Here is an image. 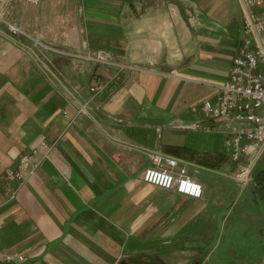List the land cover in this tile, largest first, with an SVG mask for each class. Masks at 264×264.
I'll use <instances>...</instances> for the list:
<instances>
[{
	"label": "crops",
	"instance_id": "0c3cea01",
	"mask_svg": "<svg viewBox=\"0 0 264 264\" xmlns=\"http://www.w3.org/2000/svg\"><path fill=\"white\" fill-rule=\"evenodd\" d=\"M242 17L238 0H0V253L26 264L209 256L241 190L218 121L173 125L227 78ZM98 52L106 60L88 58ZM32 148L24 182H6ZM156 150L186 166L199 198L143 181Z\"/></svg>",
	"mask_w": 264,
	"mask_h": 264
},
{
	"label": "built area",
	"instance_id": "2783aa9c",
	"mask_svg": "<svg viewBox=\"0 0 264 264\" xmlns=\"http://www.w3.org/2000/svg\"><path fill=\"white\" fill-rule=\"evenodd\" d=\"M238 2L243 14L242 40L231 60L227 78L215 85L213 97L189 108L195 115L191 123L173 127L210 132L205 122L218 121L227 157L234 163L232 177L241 185L249 182L251 171L264 149V0ZM8 27L18 31L13 23ZM88 58L103 62L107 57L105 52H98ZM155 130L160 133L161 127L156 126ZM35 152L32 148L31 155H22L17 170L7 169L4 180L23 183L27 162ZM148 158L151 166L142 173L144 182L194 199L202 195L201 184L187 173L185 165H179V159L157 150L148 153ZM28 260L24 253H0V264H26Z\"/></svg>",
	"mask_w": 264,
	"mask_h": 264
},
{
	"label": "rangeland",
	"instance_id": "374dc122",
	"mask_svg": "<svg viewBox=\"0 0 264 264\" xmlns=\"http://www.w3.org/2000/svg\"><path fill=\"white\" fill-rule=\"evenodd\" d=\"M263 156L264 149L256 164ZM231 164L232 172L234 163L231 161ZM259 164L260 168L264 167V158ZM250 181L252 175L248 183L241 184L242 187L238 185L240 194L231 205L224 226H217L212 242L214 250L209 256L205 257L203 250L189 256L190 258L179 253L176 255L177 264H194L193 261L199 264H264V202L253 201V187L249 184ZM231 183L235 184L232 180Z\"/></svg>",
	"mask_w": 264,
	"mask_h": 264
},
{
	"label": "trees",
	"instance_id": "16d2710c",
	"mask_svg": "<svg viewBox=\"0 0 264 264\" xmlns=\"http://www.w3.org/2000/svg\"><path fill=\"white\" fill-rule=\"evenodd\" d=\"M250 185L253 187V200L264 202V167L255 174H252Z\"/></svg>",
	"mask_w": 264,
	"mask_h": 264
},
{
	"label": "water",
	"instance_id": "95a60500",
	"mask_svg": "<svg viewBox=\"0 0 264 264\" xmlns=\"http://www.w3.org/2000/svg\"><path fill=\"white\" fill-rule=\"evenodd\" d=\"M195 264H199V263H195Z\"/></svg>",
	"mask_w": 264,
	"mask_h": 264
}]
</instances>
